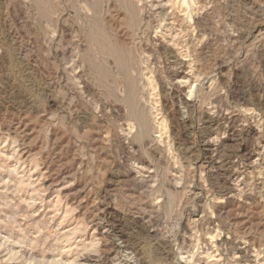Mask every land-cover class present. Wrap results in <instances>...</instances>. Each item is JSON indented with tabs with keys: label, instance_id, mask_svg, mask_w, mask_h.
Instances as JSON below:
<instances>
[{
	"label": "rangeland",
	"instance_id": "374dc122",
	"mask_svg": "<svg viewBox=\"0 0 264 264\" xmlns=\"http://www.w3.org/2000/svg\"><path fill=\"white\" fill-rule=\"evenodd\" d=\"M0 264H264V0H0Z\"/></svg>",
	"mask_w": 264,
	"mask_h": 264
},
{
	"label": "bare ground",
	"instance_id": "6f19581e",
	"mask_svg": "<svg viewBox=\"0 0 264 264\" xmlns=\"http://www.w3.org/2000/svg\"><path fill=\"white\" fill-rule=\"evenodd\" d=\"M183 4H184V2H183ZM244 251V250H243Z\"/></svg>",
	"mask_w": 264,
	"mask_h": 264
}]
</instances>
